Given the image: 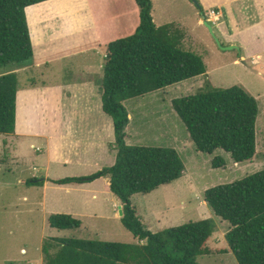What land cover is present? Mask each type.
Masks as SVG:
<instances>
[{"label":"trees","instance_id":"16d2710c","mask_svg":"<svg viewBox=\"0 0 264 264\" xmlns=\"http://www.w3.org/2000/svg\"><path fill=\"white\" fill-rule=\"evenodd\" d=\"M44 1L48 0H0V69L20 67L32 59L24 11ZM135 2L140 18L137 29L131 36L107 45L102 67L101 105L113 120L116 161L88 176L52 182L86 184L109 178V190L121 204V224L145 243L50 237L41 246L45 264H198L196 258L209 251L206 244L216 228L213 219L153 233L143 226L130 202L135 194L147 195L179 180L185 166L173 148L126 144L129 119L124 102L206 72L198 55L180 49L181 37L172 25L155 27L150 0ZM17 90L14 73L0 76V135L14 132ZM171 107L197 152L208 156L223 152L234 164L254 159L258 104L241 86L215 89L206 84L193 95L174 98ZM211 166L223 169L226 160L214 155ZM39 183L42 182L36 179L28 182ZM203 200L215 217L228 223L224 235L226 252L234 256L237 264H264V165L239 180L206 189ZM47 223L56 230H76L81 225L68 214H52Z\"/></svg>","mask_w":264,"mask_h":264},{"label":"crops","instance_id":"0c3cea01","mask_svg":"<svg viewBox=\"0 0 264 264\" xmlns=\"http://www.w3.org/2000/svg\"><path fill=\"white\" fill-rule=\"evenodd\" d=\"M196 1L198 7L189 0H150L155 27L172 25L183 44L193 29L187 22L186 11L193 14L195 25H201V13L216 9L219 18L211 26L220 45L235 47L231 50L234 64H245V70H251L246 65L256 67L241 87L255 99L264 97V0ZM24 12L32 59L23 66L3 68L0 72V76L14 73L18 81L15 128L7 135L16 144L10 150L12 159L16 158L14 153L24 151L25 143L31 149L34 145L39 148L37 173L40 172L42 183L27 186L39 190L36 202L44 215L68 214L79 221L103 220L108 217L104 202L113 209L121 205L109 190V178L86 184L59 185L52 181L74 177V171L114 164L113 121L102 111L99 80L88 76V67L97 59L102 70L107 45L134 34L140 22L139 8L135 0H48L28 6ZM167 15L171 20L165 22ZM68 61L72 62L68 72H76L72 78L68 72L66 78L62 77L61 65L69 64ZM201 76L176 85L183 84L194 91L203 85ZM124 106L127 110L126 102ZM127 112L125 142L133 145L138 140L135 132L131 133V114ZM32 179L37 176L32 175ZM62 189L67 193L87 190L88 194L71 199L58 193ZM202 202L210 215L208 206ZM209 215L200 217L207 219ZM139 243L145 241L138 240Z\"/></svg>","mask_w":264,"mask_h":264},{"label":"rangeland","instance_id":"374dc122","mask_svg":"<svg viewBox=\"0 0 264 264\" xmlns=\"http://www.w3.org/2000/svg\"><path fill=\"white\" fill-rule=\"evenodd\" d=\"M194 6L197 7L195 4ZM186 12L187 22L193 29L188 35L187 42L180 43V49L192 52L202 59L208 71L199 78L204 81L203 85L190 91L186 85L175 84L126 101L127 110L131 114L130 130L131 133L135 132L138 140L131 146L137 144V146L177 149L186 167L181 180L162 186L147 195L135 194L130 198L139 220L146 229L150 228L148 230L151 232H160L187 222L203 220L200 216L209 215L206 214L202 202L203 192L206 189L239 180L260 171L264 165L263 96L256 99L258 116L255 124L256 155L254 159L237 165L230 162L227 154L215 152L214 155H221L226 160V166L223 169L212 168L211 159L214 155L200 154L195 150L184 125L173 111L171 100L174 98L193 95L203 89L206 84L215 89H224L233 85L241 86L252 77L250 71L256 70V67L250 65L246 66L251 70H245V64H234L232 51L222 52L208 30L202 24L195 25L196 19L193 20V14ZM168 18L170 17L167 15L164 21L171 20ZM103 54L104 52L100 54V59L103 58ZM67 63L69 64L61 65L64 78L67 77L65 72L72 69V62ZM97 63L96 59L90 68L88 67V76L91 75L95 80H99L101 87L103 72L101 68H98ZM2 71L0 69V72ZM67 74L70 78L71 75L75 76L76 72L71 70ZM12 146L16 144H12L7 135H0V264H42L41 246L43 241L50 237L138 244V239L134 238L121 224L118 209H113L105 202L108 217L103 220L80 219L81 225L76 230L50 228L47 223L48 215L43 214L39 204L37 206L36 197L40 194L39 190L28 188L30 185L28 182L34 180L32 175L37 176L36 180L41 179L40 172L37 173L39 162L36 159L40 157L39 148H35L36 145H34L31 149L29 144L25 143L24 151L20 149V153H14L16 158L12 159L10 151ZM116 155L117 151L114 163ZM109 167L111 166L104 165L95 170L87 168L84 171H74L72 174H75L74 177H84ZM18 180H22L23 183H18ZM58 193L62 196H70L71 199L72 197L80 199L85 197L88 191L71 190L67 193L62 189ZM208 209L211 213L209 218L215 221L216 228L206 244L208 253L199 255L196 262L198 264H237L234 256L226 252L227 244L224 235L229 228L228 223L215 217L209 207ZM21 249L26 252L21 253Z\"/></svg>","mask_w":264,"mask_h":264},{"label":"water","instance_id":"95a60500","mask_svg":"<svg viewBox=\"0 0 264 264\" xmlns=\"http://www.w3.org/2000/svg\"><path fill=\"white\" fill-rule=\"evenodd\" d=\"M192 2L198 7V3L196 0H192ZM203 26L208 30V32L210 33V35L213 37V39L215 40L216 44L219 46V48L222 50V51H229V50H233L235 49V47L233 46H226V47H222L217 39V37L215 36L214 32H213V29H212V26L206 22V21H203ZM118 214L122 215V210H121V207L118 208Z\"/></svg>","mask_w":264,"mask_h":264},{"label":"built area","instance_id":"2783aa9c","mask_svg":"<svg viewBox=\"0 0 264 264\" xmlns=\"http://www.w3.org/2000/svg\"><path fill=\"white\" fill-rule=\"evenodd\" d=\"M218 18H219V13L214 8L208 9L201 14L202 21H206L208 23L210 22L214 23L215 21H218Z\"/></svg>","mask_w":264,"mask_h":264}]
</instances>
